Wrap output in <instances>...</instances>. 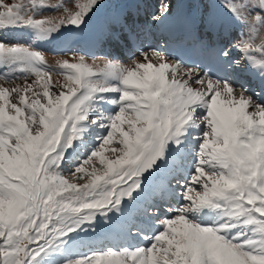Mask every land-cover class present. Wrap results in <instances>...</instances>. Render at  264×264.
I'll return each mask as SVG.
<instances>
[{"label":"snow or ice","instance_id":"6c2138e0","mask_svg":"<svg viewBox=\"0 0 264 264\" xmlns=\"http://www.w3.org/2000/svg\"><path fill=\"white\" fill-rule=\"evenodd\" d=\"M211 6L188 19L201 62L136 47L124 16L107 36L127 64H50L37 45L101 0H0V264H264V0Z\"/></svg>","mask_w":264,"mask_h":264},{"label":"bare ground","instance_id":"6f19581e","mask_svg":"<svg viewBox=\"0 0 264 264\" xmlns=\"http://www.w3.org/2000/svg\"><path fill=\"white\" fill-rule=\"evenodd\" d=\"M101 1H103V0H101ZM106 1H107V3H106V5L104 6V9H106V8H108V9H113V8H115L116 5L120 4V2H118L117 0H106ZM81 2H83V0H82ZM178 6H179V5L177 4V2H174V3H173V11H174L175 9H177ZM257 43H259V40H257ZM55 80H56V78H54V81H55ZM97 246H100L99 239H98Z\"/></svg>","mask_w":264,"mask_h":264},{"label":"rangeland","instance_id":"374dc122","mask_svg":"<svg viewBox=\"0 0 264 264\" xmlns=\"http://www.w3.org/2000/svg\"><path fill=\"white\" fill-rule=\"evenodd\" d=\"M50 3H56V0H49ZM99 167V165H97ZM86 250V249H85Z\"/></svg>","mask_w":264,"mask_h":264}]
</instances>
